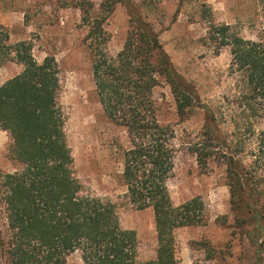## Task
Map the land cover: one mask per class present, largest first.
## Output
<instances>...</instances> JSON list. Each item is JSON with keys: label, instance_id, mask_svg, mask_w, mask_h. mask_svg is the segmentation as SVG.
Returning <instances> with one entry per match:
<instances>
[{"label": "trees", "instance_id": "trees-1", "mask_svg": "<svg viewBox=\"0 0 264 264\" xmlns=\"http://www.w3.org/2000/svg\"><path fill=\"white\" fill-rule=\"evenodd\" d=\"M121 4L129 30L120 52L106 49L105 21ZM89 26L88 48L96 93L106 115L127 134L122 182L123 203L100 197L79 179L69 145L67 115L60 102V68L54 57L38 63L33 43L0 39V64L22 72L0 86V129L9 136L7 158L17 168H0V264H67L80 253L85 264H180L177 231L206 226L201 197L176 206L168 187L180 149L175 129L158 118L155 90L166 82L180 118L198 110L203 125L188 141L202 170L211 159L223 162L231 195L228 216L217 224L242 234L256 248L253 264L264 261V39H247L230 24L217 23L205 4V42L218 52L230 48L234 94L218 106L198 104L178 73L154 26L133 0H104L102 17L91 21L92 5H78ZM231 98V99H230ZM228 128H226V125ZM152 210L157 230L156 256L139 257L135 230L124 229L120 208ZM201 246L214 257V249Z\"/></svg>", "mask_w": 264, "mask_h": 264}, {"label": "rangeland", "instance_id": "rangeland-1", "mask_svg": "<svg viewBox=\"0 0 264 264\" xmlns=\"http://www.w3.org/2000/svg\"><path fill=\"white\" fill-rule=\"evenodd\" d=\"M160 36L178 73L188 83L198 104L218 106L234 94L230 76L231 52H218L205 42L208 23L200 18V6L212 11L217 23L230 24L247 39H264V0H133ZM92 5L91 21L102 17L104 0H0V39L7 43H33L38 63L54 57L60 68V102L67 115L66 133L72 149L75 171L93 194L123 203L122 182L124 151L129 141L124 129L106 115L99 102L92 74L88 48L89 26L83 22L78 5ZM109 35L106 49L115 56L124 46L129 30V15L121 4L105 21ZM15 62L0 64V86L22 72ZM158 118L163 126L175 129L180 149L173 177L168 182L176 206L201 197L208 214L206 226L181 228L177 231L180 264H253L256 248L233 229L217 224L228 216L232 224L231 195L226 167L211 159L206 170L200 169L195 155L186 143L201 133L200 110L188 120L180 118L171 87L164 81L155 90ZM231 99V98H230ZM226 125V128H228ZM9 136L0 129V168L15 171L17 166L7 158ZM120 208L124 229L137 232L139 257L156 256L157 230L152 210ZM214 249L213 259L201 244ZM264 258V256H263ZM67 264H85L80 253L71 255ZM264 264V261H263Z\"/></svg>", "mask_w": 264, "mask_h": 264}]
</instances>
